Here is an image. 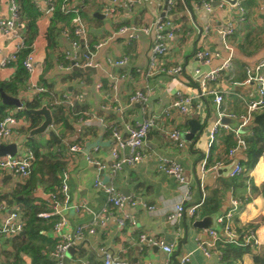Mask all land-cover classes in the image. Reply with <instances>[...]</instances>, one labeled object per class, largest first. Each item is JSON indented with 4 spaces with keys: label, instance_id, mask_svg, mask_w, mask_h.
Returning <instances> with one entry per match:
<instances>
[{
    "label": "crops",
    "instance_id": "obj_1",
    "mask_svg": "<svg viewBox=\"0 0 264 264\" xmlns=\"http://www.w3.org/2000/svg\"><path fill=\"white\" fill-rule=\"evenodd\" d=\"M29 1L38 9L46 3V0ZM132 1L134 4L129 7L128 3H114L111 0H70V5L79 9L87 28L86 38L81 41V64L88 62L89 56L94 52L92 61L99 66L94 68L95 71L81 72L76 70V67H72L70 71L64 70L74 63L66 57V52L71 50V46L62 34L65 28H71L72 21L68 22L58 16L48 18L38 14L36 36L29 40V45L27 41L25 49H29V53L34 56L35 73L28 74L25 81L18 84L17 98L25 104L42 96L41 107L47 105L53 115L61 108L64 109L65 123L55 124L54 121L51 127L60 143L54 142L48 133L29 138L30 131L36 128L32 127L33 120L27 116H18L21 110L9 106L7 116L15 118L17 122L11 126L10 137L6 140L0 139V143L17 144L16 156L19 157L27 156L29 150L34 154L30 144H38L42 160L62 165L57 174L60 186H52V182H48L50 177L45 176L47 170L43 167L40 174L42 181L38 182L31 192L34 205L40 209L37 217L41 222L38 224L43 229L40 232L41 238L34 239V244L39 248L38 255L47 257V260L35 263L32 253L18 252L16 247L26 241V234L22 232L24 235L19 234L20 239H15L19 235L11 238L0 237V264H58L53 255L57 243L53 226L61 218L58 211L63 207L62 185L65 183L68 186L70 197V208L62 213L69 222L64 229L68 232L77 226L92 224L95 216L101 215L108 205L107 195L94 186L98 176L103 181L115 185L124 197L140 198L148 206H155L156 210L149 212L142 207H127L126 212L133 218L134 223H128L124 229H120L116 220L110 219L105 229H98L95 235H89L83 242L71 247L62 261L63 264H103L101 248L108 249L121 264H179L181 257L186 254H191V264H226L221 258L218 244L210 258L205 256L199 249V243L210 242L212 238L209 231L193 226L195 221L213 214L206 213L205 202L208 197L214 195L220 204L219 211L222 216L233 212V226L236 230H241L238 235L244 236L246 240L253 236L254 240L250 241L256 242L258 247L264 246V157L254 170L235 178L221 177L217 169L210 168L217 163L221 166L229 165L236 159L240 164L246 159L245 151L239 152L234 158L229 156L232 146L228 148L225 139L232 134L227 131H221L210 146L209 134L217 120V106L213 96L196 101L186 116L176 110L172 111L171 116L165 118L158 128L153 129L147 139L149 153L171 158L184 167V176L190 188L188 194L174 177L158 169L154 158L147 159L136 167H126L116 177H110L111 132L106 127L118 126L124 131L127 123L161 114L172 103L175 90H190L192 84L188 85L186 81L191 80L195 70L201 69L202 73H206L218 67L221 59H215L210 65L204 66L197 58L196 52L198 49L207 48L226 56L219 31L229 24L236 25L235 34L231 38L236 51L233 70L230 74L225 73L215 87L225 94L223 108L226 111L244 113L245 102L256 98L255 88L233 86L232 82L243 83L246 79L245 67L264 58V0H236V4H240L246 11L244 22L240 21L238 8L225 0H215L221 4H213L211 12L203 8L204 0H176L173 10L169 12L166 9V0ZM180 1L182 6L179 5ZM18 2L20 4V1ZM110 8L115 9L113 14L109 13ZM8 16V0H0V19ZM158 17H172L180 27L176 38L169 42L170 49L164 62L167 69L181 66L184 69L183 76L173 77L163 72L147 74L151 50V39L148 36H142L141 40L135 43L119 39L95 53L94 46L107 39L119 26H145ZM70 19L72 20V17ZM21 28L26 31L28 39L29 32L25 21ZM15 44L14 39L0 32V61L12 54ZM21 55L22 53L18 62L0 68V82H13L16 79L20 62L23 65L26 57L22 58ZM123 57L129 59L128 66L115 67L110 64V60ZM75 72L80 73V76L74 77ZM123 74L128 78L119 84L115 92L111 78ZM33 85L42 86L47 92L38 96ZM99 85L101 87L98 88ZM146 88L151 90L146 104L129 102V97L135 91ZM79 94L84 97L75 100L74 106L62 103L64 95L75 99ZM53 102L58 103L55 110L50 105ZM103 107L109 109L104 110ZM38 118L40 126L44 118ZM190 120H196L204 127V131L192 142L186 139V135L191 131ZM222 122L232 128H238L236 125H239L237 120L226 117ZM253 126L252 124L244 128L248 130L243 134L246 140L253 136ZM175 130L181 134L183 147L170 137ZM74 145L80 146L81 151L72 152L70 148ZM88 157L107 168L92 165ZM204 162L209 166L206 172H202ZM31 177L22 179L10 172H0V201L5 206V209L0 211V224L12 210L18 211L26 224V206L19 202L23 197L15 196ZM253 184L260 192L252 191ZM54 194L59 197L57 201L51 198ZM233 201L239 203L236 211L233 210ZM179 204H183L186 209L199 205L196 218L185 215L179 221L171 222L168 217ZM77 207L82 208L77 210ZM250 225L255 228L249 229ZM143 235L148 239H161L174 245L173 253H165L149 240L143 242ZM180 244L182 246L178 254ZM255 254L257 250L254 248L251 254L245 255L235 264H255Z\"/></svg>",
    "mask_w": 264,
    "mask_h": 264
},
{
    "label": "built area",
    "instance_id": "obj_2",
    "mask_svg": "<svg viewBox=\"0 0 264 264\" xmlns=\"http://www.w3.org/2000/svg\"><path fill=\"white\" fill-rule=\"evenodd\" d=\"M114 3L129 4V7L134 4L132 0H111ZM176 0H169L167 11L173 10ZM215 0H204L203 8L208 12L213 11V2ZM222 1V0H221ZM9 3V16L0 19V32L6 37L14 39L16 41L15 49L11 55L0 61V68H6L9 65L16 63L20 59V54L27 48V36L21 26L23 25L21 6L18 0H8ZM237 3V1H236ZM234 4L240 12V21L246 20V11L240 4ZM40 13L48 18H53L60 12L64 16H71V28H65L62 31L63 36L69 40L71 50L66 52L67 59H72L74 64L65 68L64 70L70 71L72 67H81L83 69L93 67L98 68L97 64L92 61V56H89L88 62L81 64L80 51L82 49V40H85L87 35V28L81 18L80 11L76 7L70 5V0H46L43 7L38 9ZM115 9H109V13L113 14ZM180 31V27L174 22L172 17H158L154 19L149 25L136 26V25H121L119 26L107 39L99 42L94 46L95 53L107 46L109 43L123 39L128 43L139 42L142 36H148L151 39V50L149 55L147 74L154 75L158 72L166 73L173 77H181L184 75V69L181 66H175L173 68H165L164 58L169 53V42L176 38L177 33ZM209 31L207 28L206 32ZM236 25L229 24L224 30H220L219 34L222 36L223 44L226 50V56L221 53L212 52L207 48L198 49L196 52L197 58H199L202 65H210L215 59H221V64L206 72L202 73L201 69L195 70L191 75V80L186 81L188 85H191L189 91L177 89L173 95V101L170 106L165 109L161 114L145 117L141 120H137L125 125L124 131L118 126L108 127L111 132V156L112 165L109 168L110 177L114 178L119 173L123 172L126 167H136L141 162L154 158L158 169L176 179L178 184L184 187L187 194L190 193L186 179L184 176V167L177 161L162 156L151 154L147 150V139L150 132L158 128L165 118L171 116V112L176 110L180 114L186 116L191 112V108L196 101L203 100L207 96H213L214 102L217 106V120L214 123L210 134L209 142L210 146L215 142L217 136L221 131H227L232 134L234 139V145L229 151V156L234 158L239 152H244L247 149L246 139L240 130L254 124L255 114L261 112L264 109V58L254 65H248L245 67L246 79L243 83L232 82L233 86H253L256 91V98L246 101V111L244 113H234L226 111L223 108L225 101V94L215 87L223 75L232 72L233 60L235 58V48L232 44L231 38L235 34ZM34 56L29 53L23 60V67L28 74L33 75L35 73ZM110 64L115 67H126L129 65V59L123 57L119 60H110ZM128 78L127 75L112 76L113 90H118L119 84ZM101 87L100 85L98 88ZM33 89L36 95H43L47 90L38 85H33ZM151 96V90L146 88L135 91L130 97L129 102L131 104L142 103L146 104ZM84 95L79 94L75 99L71 96L64 95L62 103L74 106L75 100L83 99ZM53 110L58 105L57 102L50 104ZM104 110L109 109L103 107ZM199 109V107H198ZM226 117L234 119L239 122L238 128H232L229 124L222 122V119ZM103 122V120H101ZM16 119L10 116L5 117L0 121V139H8L12 133L11 126L16 124ZM170 137L179 142V146H184V141L179 131L175 130L170 134ZM72 152H80L81 147L74 145L70 148ZM98 150V148H96ZM89 163L97 165L102 169H106L105 165H101L98 161L91 157H88ZM34 154L29 150L27 156H3L0 157V172H10L22 179H28L33 172ZM221 164L217 163L210 167L211 169H217ZM209 166L207 162L202 164V172H206ZM245 172V168L239 163L235 170L231 173L230 177L235 178ZM67 176H65L66 180ZM94 186L96 189L101 190L107 195V206L103 209L101 215L95 216V220L90 225H81L66 232L65 227L68 226V220L62 215L65 210L69 209V193L68 186L64 183L61 188V194L64 196L62 201V210L58 211L60 220L53 226V232L57 237V243L54 250V257L57 259L58 264H63L62 261L67 251L75 245L83 242L87 236L95 235L98 229H105L110 219L116 220L118 227L124 229L128 223H134L133 218L126 212L127 207H142L149 212H155V206H148L140 198L124 197L118 188L112 183L103 181L99 176L96 178ZM53 200H58V195L51 196ZM232 205L234 211L238 209L239 203L233 201ZM199 205H195L189 209H186L183 204L176 206L173 213L169 215V220L173 223L179 221L185 215L191 218H196ZM82 207H77L79 210ZM5 209V206L0 201V211ZM222 227V231L215 230L209 231L212 238L210 242L203 241L199 243V249L205 254L207 258L212 256V251L216 250L219 242L239 244V235L237 230L233 226V212H229L227 215L222 216L218 220ZM25 221L22 215L18 211H10L3 222L0 224V237L11 238L24 232ZM143 242L149 240L154 245L159 246L165 253L172 254L174 251V245L167 244L164 240L148 239L146 236H142ZM250 240H254V237L246 240L249 243ZM256 243V242H255ZM100 253L103 257V264H121L116 260L114 255L106 248H101ZM191 254H186L181 257L179 264H191ZM83 264H88L84 262Z\"/></svg>",
    "mask_w": 264,
    "mask_h": 264
},
{
    "label": "trees",
    "instance_id": "obj_3",
    "mask_svg": "<svg viewBox=\"0 0 264 264\" xmlns=\"http://www.w3.org/2000/svg\"><path fill=\"white\" fill-rule=\"evenodd\" d=\"M21 4L22 18L23 22L25 21L27 24V32H29V38L27 39L28 45L29 40H33L37 33V18L40 11L36 6H34L29 0H18ZM179 5L182 6V2H179ZM55 16H58L60 19H67V21H71V16L62 15L58 12ZM70 17V18H69ZM29 53V49L22 52V58L27 56ZM74 77L80 76V73L75 72ZM28 77V73L20 62L19 72L16 79L13 82H0V121L7 116V109L9 108L6 105H3L1 99V90L5 93L10 94L14 97L19 96V87L18 84H21ZM42 96L36 97L31 102H25V107L30 109H39L42 106ZM65 111L61 108L58 112H54V121L55 124L65 123L64 117ZM20 116H27L28 118L33 120L32 127H37L39 125V118L33 115L28 114L26 111L21 110ZM67 124V122H66ZM253 136L246 140L247 149L245 150L246 159L240 162V165L245 168V173H248L255 169L258 162L262 157H264V109L261 112L255 114L254 124H253ZM32 141V140H31ZM53 143V141H51ZM225 144L228 148L234 145V139L232 135H228L225 139ZM34 152V163H33V173L30 180L24 184L21 189L18 191L16 198L18 196H22L23 198L19 200L20 203L26 206L24 210V216L28 218L26 220L24 232L26 236V241L19 246H17L18 252L22 253H32L34 256V262L39 263L40 260H47V257H43L38 255L39 248L34 244V239L41 238L40 232L43 230L42 227L38 224L41 222V219L37 217L40 212L34 205V199L31 198V192L38 182H41L40 174L42 173L43 167L47 170L45 176H49L48 182H52V186H60V182L57 178V174L60 171L61 164L58 162H51L46 159L42 160V156L40 154V146L38 144H30ZM210 164V163H209ZM252 191L254 193L260 192V189L257 188L254 184L252 186ZM262 189L264 191V183L262 185ZM206 213H215L219 211L220 204L217 200V197L211 196L205 202ZM249 229L255 228L253 225L248 226ZM241 230L237 229V233H241ZM21 236L15 237V239H20ZM239 244L233 243H218V248L221 251V258L226 264H235L242 260V258L251 254L253 249L257 250V254L254 255V263L255 264H264V246L258 247L255 243L250 241L246 243V239L244 236L240 235ZM42 264V263H41Z\"/></svg>",
    "mask_w": 264,
    "mask_h": 264
},
{
    "label": "water",
    "instance_id": "obj_4",
    "mask_svg": "<svg viewBox=\"0 0 264 264\" xmlns=\"http://www.w3.org/2000/svg\"><path fill=\"white\" fill-rule=\"evenodd\" d=\"M225 1L231 2L232 4L236 3V0H234V1L225 0ZM168 2H169V0H166V4H168ZM213 4H214V6H218L221 4V2L220 1H214ZM167 8L168 7L166 6V9ZM76 70L81 71V72L95 71V69L93 67H89V68H85V69L76 67ZM1 99H2L3 105L9 106V107H16L19 110L26 111L30 115L44 118V121L42 122V124L40 126L34 128L30 131L29 138H34L36 136L48 133L54 142L60 143V141L57 138L55 131L51 129V127H53V125H54V118H53L52 111L50 110V108L47 105H44L40 109L28 110L20 98L10 96L7 93H5L3 90H1ZM189 124L191 126V131L189 134L186 135V139L189 142H192L194 140V138L199 133L204 131V127L196 120H190ZM17 153H18V145L17 144L5 145V144L0 143V157L7 156V155L14 157V156H16ZM238 163H239V161H238V159H236L229 165L219 166L217 168V173L221 177L228 178L231 175V173L235 170ZM220 217H222V212L218 211V212L213 213L211 215L205 216L200 220L195 221L193 226L195 228L203 229L206 231L215 230V231L221 232L222 227L218 222ZM22 235H24V233H22ZM181 246H182V244H180V246H179L178 254L181 251Z\"/></svg>",
    "mask_w": 264,
    "mask_h": 264
},
{
    "label": "rangeland",
    "instance_id": "obj_5",
    "mask_svg": "<svg viewBox=\"0 0 264 264\" xmlns=\"http://www.w3.org/2000/svg\"><path fill=\"white\" fill-rule=\"evenodd\" d=\"M18 116H20V115H18ZM239 125H236V127H238ZM240 132H241V134H246V132H248V130L247 129H241L240 130Z\"/></svg>",
    "mask_w": 264,
    "mask_h": 264
}]
</instances>
